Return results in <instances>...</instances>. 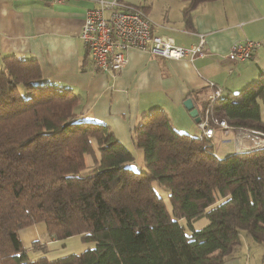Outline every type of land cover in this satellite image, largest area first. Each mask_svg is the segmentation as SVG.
<instances>
[{
	"label": "trees",
	"instance_id": "16d2710c",
	"mask_svg": "<svg viewBox=\"0 0 264 264\" xmlns=\"http://www.w3.org/2000/svg\"><path fill=\"white\" fill-rule=\"evenodd\" d=\"M183 1L188 19L208 0ZM259 100L264 70L207 97L197 116L264 134ZM79 103L70 88L43 81L35 58H1L0 264H223L242 232L264 245V146L218 156L202 133L154 109L130 131L144 163L134 170L132 150L107 124L79 116ZM152 180L167 190L170 211ZM202 216L207 224L193 228ZM39 222L49 237L81 235L94 246L30 259L17 232Z\"/></svg>",
	"mask_w": 264,
	"mask_h": 264
},
{
	"label": "crops",
	"instance_id": "0c3cea01",
	"mask_svg": "<svg viewBox=\"0 0 264 264\" xmlns=\"http://www.w3.org/2000/svg\"><path fill=\"white\" fill-rule=\"evenodd\" d=\"M120 1L140 5L154 32L176 45L189 48L204 35L206 54L168 59L131 47L125 66L112 76L94 68L79 36L85 10L96 6V0H0V61L8 54L35 58L43 81L68 87L80 98L79 116L107 124L132 151L137 148L130 131L144 114L163 109L176 128L196 130L197 122L183 105L185 98L190 96L198 110L211 96L213 84L220 86L222 95L242 88L264 70V0H208L193 7L188 19L183 0ZM244 40L258 43L252 56L230 61V49ZM259 104L264 121V103L259 100ZM209 139L218 143L231 139L227 152L236 151L232 132L224 134L215 126ZM28 227L30 235L18 237L30 259H56L94 246L81 235L49 237L40 222ZM243 233L234 254L223 264H264V245ZM34 241H39V247L32 246ZM68 241L71 247L66 252Z\"/></svg>",
	"mask_w": 264,
	"mask_h": 264
},
{
	"label": "built area",
	"instance_id": "2783aa9c",
	"mask_svg": "<svg viewBox=\"0 0 264 264\" xmlns=\"http://www.w3.org/2000/svg\"><path fill=\"white\" fill-rule=\"evenodd\" d=\"M96 2V6L85 10L79 36L94 68L101 73L118 74L127 62L126 51L131 47L168 59L204 56L207 52L204 35H199L195 45L184 48L176 45L171 38L155 33L151 20L140 5L120 0ZM257 46L258 43L251 40L236 43L230 49L228 58L232 62L245 61ZM208 85L212 86V83L208 82ZM221 92L220 86L213 84L211 97L215 98ZM196 124L208 139L213 137L215 126L221 128L224 134L232 131L236 151L244 149L240 146L249 136L259 143L256 148L264 146L263 133L232 127L224 119H211L204 114Z\"/></svg>",
	"mask_w": 264,
	"mask_h": 264
},
{
	"label": "rangeland",
	"instance_id": "374dc122",
	"mask_svg": "<svg viewBox=\"0 0 264 264\" xmlns=\"http://www.w3.org/2000/svg\"><path fill=\"white\" fill-rule=\"evenodd\" d=\"M248 60V59H247ZM246 61V60H245ZM258 78V76L254 79V80H256ZM253 80V81H254ZM239 89H241V88H239ZM238 89V90H239ZM238 90H236V91H238ZM194 126H195V124H194ZM196 128V127H195ZM197 130V131H196ZM196 130H194V128L192 129V128H190L188 131H185V132H187V133H189V134H192V135H194V134H199V132H198V129L196 128ZM232 132V131H231ZM233 133V132H232ZM231 142H232V140L230 139V140H221L219 143L217 142V141H215V140H213V141H211V144H212V149H213V151L216 153V154H218V155H221V156H225V155H228L229 153H231V152H227L229 149H231ZM234 142V141H233ZM217 144H219V146H218V148H217ZM132 153H133V156H134V158H133V160L129 163V167H131V168H133L134 170H142V169H144L143 167H144V163H143V155H142V151L140 150V149H137L136 151H132ZM95 156L98 158V156H99V154H98V152H96L95 151ZM85 160H86V163L87 164H91L92 163V161H93V156L91 155V154H86V157H85ZM151 185H152V187L157 191V193L159 194V195H161L162 197H163V199H164V201H165V204H166V207H167V209L170 211L171 210V206H170V203H169V201H168V198H167V190L164 188V187H162V186H160L158 183H157V181L156 180H152L151 181ZM207 222H208V219L205 217V216H202V217H200V218H198V219H196L195 221H193L192 222V225H193V228H201V227H203L204 225H206L207 224ZM41 223V226H42V224H44L43 222H40ZM181 223L182 224H184V225H186V222L184 221V220H182L181 221ZM45 225V224H44ZM45 228H46V225H45ZM22 230V231H21ZM29 227H27V228H24V230L23 229H20L18 232H17V234H18V236H20L22 239L25 237V236H29L30 234H29ZM46 230H47V228H46ZM186 231H187V233H189L190 232V228L188 227V226H186ZM244 234V233H243ZM242 234V235H243ZM39 239L42 241V240H44L45 239V236L44 235H41L40 237H39ZM71 241H68V243H67V245L65 246V251L67 252V248H69V247H71V243H70ZM37 243H39V241H34V242H32V246H36L37 245ZM42 244H44L43 242H41ZM38 247H39V245H37ZM26 250V249H25ZM59 251V250H58ZM65 253V252H64ZM52 255V254H51Z\"/></svg>",
	"mask_w": 264,
	"mask_h": 264
},
{
	"label": "water",
	"instance_id": "95a60500",
	"mask_svg": "<svg viewBox=\"0 0 264 264\" xmlns=\"http://www.w3.org/2000/svg\"><path fill=\"white\" fill-rule=\"evenodd\" d=\"M183 105L185 106L186 109H188V111H189V115H190L191 117H193L194 120L197 122V121L199 120V118H198V116H197V115H198V110H197V108L194 106L192 99H191L190 97L185 98V99L183 100ZM243 151H247V150H242V151H237V152H243Z\"/></svg>",
	"mask_w": 264,
	"mask_h": 264
},
{
	"label": "bare ground",
	"instance_id": "6f19581e",
	"mask_svg": "<svg viewBox=\"0 0 264 264\" xmlns=\"http://www.w3.org/2000/svg\"><path fill=\"white\" fill-rule=\"evenodd\" d=\"M220 119H223V118H220ZM225 120V119H224ZM228 124V123H227ZM229 125V124H228ZM233 127V126H232ZM236 128H240V127H236ZM242 130H248V129H244V128H240ZM256 138H253L251 136H249L247 139H246V142L243 146H240V148H244L243 150H249V149H253V148H256L258 146V142L255 141Z\"/></svg>",
	"mask_w": 264,
	"mask_h": 264
}]
</instances>
